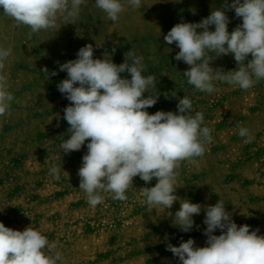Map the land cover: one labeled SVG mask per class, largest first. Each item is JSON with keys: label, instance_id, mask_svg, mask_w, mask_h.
I'll return each mask as SVG.
<instances>
[{"label": "rangeland", "instance_id": "1", "mask_svg": "<svg viewBox=\"0 0 264 264\" xmlns=\"http://www.w3.org/2000/svg\"><path fill=\"white\" fill-rule=\"evenodd\" d=\"M222 3L142 0L140 9L128 6L113 22L95 7V0H85L77 20L61 15L55 28L31 36L27 26L17 27L0 10V46L12 49L3 74L14 95L9 114L0 116V222L20 231L38 228L63 255L58 264H177L166 250L167 243L179 246L182 239L192 238L196 246H205L204 212L194 216L199 229L194 225L183 233L172 226L162 208L148 207L141 188L155 186L156 178L146 184L135 177L125 201L102 192L103 202L95 207L79 189L77 173L87 141L70 155L61 152L59 146L68 138L64 134L69 125L62 117L69 101L57 84L67 78L59 65L76 59L78 50L91 43L94 58L115 47L112 60L116 64L124 62L130 49L143 57L144 75L156 76L153 91L160 94L147 109L150 114L176 112L178 99L171 96L173 91L179 98L188 96L194 111L204 114L213 140L195 163L181 162L175 194L201 205L222 200L238 226L248 224L264 235V80L247 91L221 82L213 94L197 91L182 74L189 66L174 59L179 49L164 41L175 24L199 23ZM227 15L231 32L242 19L234 10ZM96 44L102 46L96 48ZM211 66L224 71L237 68L231 54L216 58ZM44 67L58 74L46 79L40 71ZM237 124L251 130V142L237 134ZM53 165L64 170L59 180L50 175ZM179 207L177 201L170 211L174 214Z\"/></svg>", "mask_w": 264, "mask_h": 264}, {"label": "clouds", "instance_id": "2", "mask_svg": "<svg viewBox=\"0 0 264 264\" xmlns=\"http://www.w3.org/2000/svg\"><path fill=\"white\" fill-rule=\"evenodd\" d=\"M83 5L85 0H0L3 14L17 27L27 26L29 36L55 28L61 15L74 22ZM128 6L138 10L142 0H95V7L113 22ZM229 10L242 19L231 32ZM164 41L168 45L175 43L179 49L174 59L189 66L182 74L197 91L213 94L218 91L217 82L247 91L264 80V0H223L199 23L175 24ZM101 46L96 44V48ZM94 51L89 43L78 50L76 59L60 64L59 71L66 72L67 78L57 84L58 91L69 101L62 117L69 125L64 134L68 138L60 144L61 152L70 155L87 141V152L77 173L79 189L85 193L87 203L92 207L101 204L102 192L125 201L135 177L146 184L156 178L155 186L141 188L143 195L150 209L164 210L173 227L188 233L195 225L194 216L205 213V246H196L192 238L182 239L179 246L166 244L177 264H264V235L258 234L259 228L238 226L222 200L201 205L175 194L181 162L195 163L213 140L204 114L194 111L188 96L179 98L174 91L171 96L178 99L176 112L160 110L150 114L147 109L158 102L160 94L153 91L156 76L144 75L143 57L130 49L124 54V62L116 64L112 60L115 47L105 51L102 58H94ZM11 54V48L0 46V116L9 114L14 100L3 74ZM229 54L237 64L235 70L211 66L213 60ZM40 71L46 79L58 74L47 67ZM56 119H61L59 114ZM236 127L246 143L252 141L249 128L239 124ZM62 170L53 165L50 175L59 180ZM177 201L180 207L173 214L170 210ZM217 230L220 235L214 234ZM164 239L167 241L168 236ZM55 248L38 228L29 226L20 231L0 222V264H58L64 257Z\"/></svg>", "mask_w": 264, "mask_h": 264}]
</instances>
